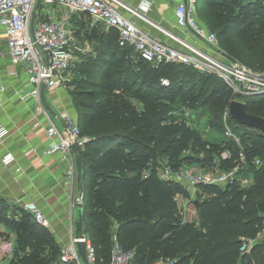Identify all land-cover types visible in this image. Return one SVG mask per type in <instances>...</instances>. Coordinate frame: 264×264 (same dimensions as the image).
<instances>
[{
  "label": "trees",
  "instance_id": "trees-1",
  "mask_svg": "<svg viewBox=\"0 0 264 264\" xmlns=\"http://www.w3.org/2000/svg\"><path fill=\"white\" fill-rule=\"evenodd\" d=\"M196 4L203 5L201 12L209 9L220 18L225 14L214 31L219 48L250 62L241 51L262 41L261 34L245 32L252 17L264 22L259 0ZM85 37L92 50L81 56L66 89L80 134L86 137L81 147L83 231L96 263L109 260L115 236L133 251L135 264H153L159 258L167 264H264V133L229 113L225 121L237 140L226 132L222 113L232 94L225 82L186 64L148 61L132 46L119 45L112 27ZM257 58L256 65L264 69V59ZM261 96L264 92L239 99L247 112L264 117V104L254 108ZM211 99L217 101L210 106L207 125L216 137L208 139L187 122L183 111ZM161 161L173 170L184 162L208 169L218 164L224 171L237 167L223 186L197 185L198 218L188 220L175 200L176 193L187 196V191L158 178ZM243 177L249 180L246 185L240 183ZM0 222L15 235L5 264H48L58 257L52 234L22 207L0 201ZM243 238H254L248 250H240Z\"/></svg>",
  "mask_w": 264,
  "mask_h": 264
},
{
  "label": "built area",
  "instance_id": "built-area-1",
  "mask_svg": "<svg viewBox=\"0 0 264 264\" xmlns=\"http://www.w3.org/2000/svg\"><path fill=\"white\" fill-rule=\"evenodd\" d=\"M36 0H0V37L6 42V53L10 63L19 64L26 74L24 82L15 93L22 101L32 97L40 101V85L46 88L65 87L74 74L75 63L85 51L84 45L77 38L75 29L70 21L71 14H87L95 21H100L106 27H112L117 32L119 45H130L139 55L154 63H181L191 66L201 72H208L219 76L230 89L233 97L239 99L241 95L264 91V71H251L247 66L239 63L222 51L217 43L214 32L208 30L197 18L196 0H179L173 6L175 23L189 30L197 39L203 41L212 51L219 52L226 61L218 59L212 53L201 49L197 45L173 34L169 36L178 42L179 46H172L157 40L141 30L131 17L119 12L116 5L136 13L131 7L119 0H40L39 8L47 13V6H59L63 10L57 16H40L35 9V17L31 24L32 11ZM162 83H168L162 78ZM240 100V99H239ZM188 108L183 111L187 118ZM228 114V111L225 112ZM65 131L61 132L54 123L41 127V132L51 141L47 152L58 151L63 158H67L72 143L80 147L84 145L86 137L80 134L76 119L64 115ZM37 124V123H36ZM225 130L232 134L226 121ZM6 133V128L0 125V139ZM242 158V157H241ZM257 163L258 160L255 159ZM236 165L230 170L215 171L208 168H178L173 170L166 161H161L156 174L159 179L179 183L187 191V203L193 204L192 194L200 183H215L225 185L232 180ZM66 178L71 180L75 175V167L71 162L66 169ZM229 178V180H228ZM248 178H240L241 185L248 183ZM182 193H176L175 200L178 211L183 215L187 203ZM18 204L26 210L37 223L46 226L48 221L34 201H19ZM194 205V204H193ZM184 217V215H183ZM264 232V227L262 229ZM261 232L257 234L259 237ZM75 239L85 242L86 256L89 264L96 263L94 247L84 234L73 237L70 243L64 245L55 261L48 264H82L77 253ZM254 238H243L240 250H248ZM12 241L10 238L0 239V259L10 256ZM105 264H135L133 251L124 249L112 236L109 260ZM153 264H167L161 258Z\"/></svg>",
  "mask_w": 264,
  "mask_h": 264
},
{
  "label": "crops",
  "instance_id": "crops-1",
  "mask_svg": "<svg viewBox=\"0 0 264 264\" xmlns=\"http://www.w3.org/2000/svg\"><path fill=\"white\" fill-rule=\"evenodd\" d=\"M119 1L136 13L116 5L119 12L131 17L151 37L172 46H179L169 36L173 34L212 53V49L203 41L175 23L173 6L179 0ZM39 7L37 13L44 17L57 16L63 10L59 6H47L48 12L43 13ZM70 21L77 38L86 46L81 55L88 54L93 47L85 37L86 34L93 30L107 31L111 28L83 13L71 14ZM24 82L26 74L19 64L13 66L10 63L5 39L0 37V125L6 128V133L0 139V201L17 207H21L18 200L34 201L48 221L45 228L52 234L61 251L75 237V204L82 202V194L80 195L76 181V171L71 180L65 175L70 163L75 164L72 150L70 149L67 158H63L58 151L47 152L51 141L40 129L54 123L58 130L64 132V115L76 118V109L66 86L45 89L44 95L51 112L44 107L41 100L37 101L32 97L25 101L20 100L15 90ZM191 216L188 220L198 218L195 206ZM2 238H10L13 247L14 233L0 222V239ZM1 260L3 259H0V263Z\"/></svg>",
  "mask_w": 264,
  "mask_h": 264
},
{
  "label": "rangeland",
  "instance_id": "rangeland-1",
  "mask_svg": "<svg viewBox=\"0 0 264 264\" xmlns=\"http://www.w3.org/2000/svg\"><path fill=\"white\" fill-rule=\"evenodd\" d=\"M259 3L262 7H264V0H259ZM202 7H203L202 4H196L197 18L200 21V23H202L208 30L214 32L215 28L220 26L221 23L223 22V19H224L223 17H225V14L223 15L222 18H220L217 13L213 14L211 12V10H209V9H206V10L204 9L201 12ZM250 21L251 22L249 24V27L245 31L246 35H252L253 32H255L256 34H261L262 41L260 43L255 44V46L246 45L245 47H242L241 57L248 59L250 62H245L242 58H237L236 60L239 63L247 66L251 71L260 72V71H264V69L258 67L256 64L258 61L257 57H259L260 59H264V22L257 19V18H254V17H252L250 19ZM222 51H224V50H222ZM212 54L215 55L218 59H220L222 61H226V58L221 56L218 51L217 52L212 51ZM80 61H81V58L76 61V63H75L76 67ZM199 83H201V80H196V84L198 85ZM262 92H264V91H261V93ZM257 93H260V92H255L253 94H257ZM228 98L229 99L233 98V95L232 96L230 95V97L228 96ZM261 99H263V100H261V102L259 104L254 106V108L260 106L261 104H264V96H261ZM216 101L217 100H215V99H211L205 106L192 109L191 112L190 111L188 112V116L186 118L188 123H190L191 125L198 128V130L201 132V134L204 138L213 139L216 137L215 131L210 126L207 125V121L210 119V114H211L210 106L213 105L214 103H216ZM130 102L134 103V104L136 103L134 100H130ZM227 106H228V104H227ZM226 111H227V107H226ZM226 118L227 117H226L225 110H224V112L222 113V121L224 122L226 120ZM223 153H225V151ZM217 161H218V159H217ZM188 167H192V168H196V169L204 168L203 166H201L197 163H194V162H184L180 166V168H188ZM214 169H215V171H221L218 168V164L216 165V167ZM197 191L198 190H196L192 194L193 199H195L196 196L198 195ZM183 198L186 199V203H187V200L189 197L183 196ZM193 209H194V205L191 202L187 203V208L183 214L185 219H190L192 217L191 215H193ZM111 240H112V237H111ZM6 262H7V259H4V260H1L0 264H5Z\"/></svg>",
  "mask_w": 264,
  "mask_h": 264
},
{
  "label": "water",
  "instance_id": "water-1",
  "mask_svg": "<svg viewBox=\"0 0 264 264\" xmlns=\"http://www.w3.org/2000/svg\"><path fill=\"white\" fill-rule=\"evenodd\" d=\"M40 0H36L34 10L32 11V16H31V24L33 22V19L35 17V9L39 6ZM232 58V57H231ZM232 60H236L232 58ZM46 89L45 83H41L40 85V100L44 107L48 111H52L50 105L48 104L44 91ZM227 111L229 115L236 120L237 122L241 124H245L248 126L255 127L259 130H261L264 133V117L254 115L252 113H249L245 109V103L236 97H233L230 99L227 107ZM71 150L74 155V161H75V171H76V181L78 182V187L80 189V195L82 194V174H81V169H82V153H81V147L77 143H72L71 144ZM229 180V178H228ZM193 204L195 207H198V200L195 198L193 200ZM76 206V219L74 221V233L75 237L79 238L84 235L83 231V210H82V202L79 201L78 203L75 204ZM77 249V253L80 257V260L82 264H89L86 256V249H85V242L81 239H75L74 241Z\"/></svg>",
  "mask_w": 264,
  "mask_h": 264
}]
</instances>
